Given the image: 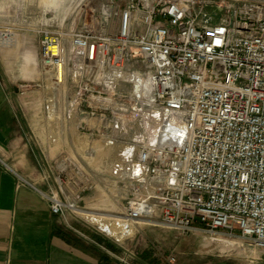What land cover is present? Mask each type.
Listing matches in <instances>:
<instances>
[{
	"label": "built area",
	"instance_id": "built-area-1",
	"mask_svg": "<svg viewBox=\"0 0 264 264\" xmlns=\"http://www.w3.org/2000/svg\"><path fill=\"white\" fill-rule=\"evenodd\" d=\"M125 1L96 30L37 29L52 78L22 93L48 91L46 118L111 150L110 175L127 188L117 215L94 222L63 190L48 196L53 213L117 243L153 224L264 248V0Z\"/></svg>",
	"mask_w": 264,
	"mask_h": 264
},
{
	"label": "crops",
	"instance_id": "crops-1",
	"mask_svg": "<svg viewBox=\"0 0 264 264\" xmlns=\"http://www.w3.org/2000/svg\"><path fill=\"white\" fill-rule=\"evenodd\" d=\"M46 6L53 8L48 0ZM1 34L0 264H99L101 248L115 252L99 240L106 237L71 213L54 214L48 197L60 190L70 200L81 195V187L54 183L55 162L62 169L63 156L73 148L81 152V132L74 122L46 118L48 91L31 87L22 93V83L52 78L40 61L39 32L28 29L13 35L12 42ZM67 88L54 91L62 97ZM85 227L94 233L87 235Z\"/></svg>",
	"mask_w": 264,
	"mask_h": 264
},
{
	"label": "rangeland",
	"instance_id": "rangeland-1",
	"mask_svg": "<svg viewBox=\"0 0 264 264\" xmlns=\"http://www.w3.org/2000/svg\"><path fill=\"white\" fill-rule=\"evenodd\" d=\"M118 1L123 5L126 2ZM112 4L113 0H56L53 8H47L46 0H0V32L17 35L28 29L37 31L43 25L67 29L86 25L96 30L103 21V9ZM112 153L81 132V152L73 148L69 157L63 156L58 162L62 169L57 168L55 162L54 183L58 187L64 184L81 187V205L91 212L119 214L127 198V188L117 185L110 175ZM86 225L94 228L92 224ZM89 227H85L87 235H92L94 232ZM198 228L184 233L159 225L140 224L135 226L132 236L121 243L109 239L119 248L117 252L100 250L117 264L136 261L140 264H264V248L250 244L239 232L226 237Z\"/></svg>",
	"mask_w": 264,
	"mask_h": 264
},
{
	"label": "trees",
	"instance_id": "trees-1",
	"mask_svg": "<svg viewBox=\"0 0 264 264\" xmlns=\"http://www.w3.org/2000/svg\"><path fill=\"white\" fill-rule=\"evenodd\" d=\"M99 240L101 242H104L109 249L116 251V252L119 250V248L115 244H113L110 240H107L101 237H99ZM100 256H101V262L99 264H112V259L109 257L107 253L101 252ZM135 263L140 264L138 261H136Z\"/></svg>",
	"mask_w": 264,
	"mask_h": 264
},
{
	"label": "bare ground",
	"instance_id": "bare-ground-1",
	"mask_svg": "<svg viewBox=\"0 0 264 264\" xmlns=\"http://www.w3.org/2000/svg\"><path fill=\"white\" fill-rule=\"evenodd\" d=\"M56 0H48V3H49V5H52V7H53V3L55 2ZM48 5V4H47ZM57 6V5H56ZM1 37H2V39H4L5 41H7V42H12V40H13V34L10 32H2V34H1ZM81 214H90L92 217V220L95 222V221H98L100 218H98L99 216L97 215V212H91V211H84L83 212V210L81 211ZM93 216H95V217H93ZM96 219H98V220H96Z\"/></svg>",
	"mask_w": 264,
	"mask_h": 264
}]
</instances>
